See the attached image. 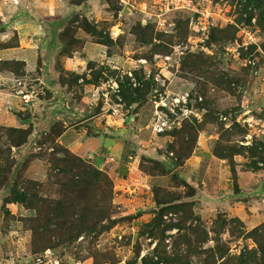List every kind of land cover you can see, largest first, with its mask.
Here are the masks:
<instances>
[{"label":"rangeland","instance_id":"obj_1","mask_svg":"<svg viewBox=\"0 0 264 264\" xmlns=\"http://www.w3.org/2000/svg\"><path fill=\"white\" fill-rule=\"evenodd\" d=\"M262 7L0 0V47L32 62L0 63V192L54 96L53 31L55 84L91 111L54 117L64 130L50 123L0 196V264L48 248L67 264H264Z\"/></svg>","mask_w":264,"mask_h":264},{"label":"water","instance_id":"obj_2","mask_svg":"<svg viewBox=\"0 0 264 264\" xmlns=\"http://www.w3.org/2000/svg\"><path fill=\"white\" fill-rule=\"evenodd\" d=\"M123 13L130 15V9L125 7ZM57 31H53L50 42L46 45L44 55L42 56V73L43 83L46 89L54 94L53 98L43 108V118L38 120L34 132L30 135L27 142L17 149L19 159L14 167L10 180L6 183L5 188L0 192V196L6 192L10 185L11 179L19 168L22 160L34 148L37 139L46 131L54 117H61L69 122L81 121L91 115L88 109L80 108L79 106L69 103V94L65 92L64 87L55 84L56 76L53 70V54L56 47Z\"/></svg>","mask_w":264,"mask_h":264},{"label":"built area","instance_id":"obj_3","mask_svg":"<svg viewBox=\"0 0 264 264\" xmlns=\"http://www.w3.org/2000/svg\"><path fill=\"white\" fill-rule=\"evenodd\" d=\"M22 103H28L30 101V94L25 93L22 89L19 90ZM178 100V99H177ZM179 101V100H178ZM31 264H67V260L62 254L55 249H45L37 254L32 260ZM72 264H82L79 261L72 260Z\"/></svg>","mask_w":264,"mask_h":264},{"label":"trees","instance_id":"obj_4","mask_svg":"<svg viewBox=\"0 0 264 264\" xmlns=\"http://www.w3.org/2000/svg\"><path fill=\"white\" fill-rule=\"evenodd\" d=\"M70 2L72 3V4H74V5H79L81 2H82V0H70ZM262 2H263V7H262V10H263V12H264V0H262ZM31 16H32V18L33 19H35V20H41V21H44L45 19H43V17L42 16H40L35 10H33V12L31 13ZM0 32L2 31V32H4V31H6V26L3 24V22H1V20H0ZM106 41H103L102 43H105ZM9 47H11V46H4V47H0V49H3V48H9ZM38 61H40V60H38ZM4 62H8L7 60H5V61H0V63H4ZM47 98H49V97H47ZM49 129H55L58 133H61L63 130H64V128H63V123H62V121L60 120V121H54V122H52V124L49 126ZM32 134V132L30 131L26 136H24L22 139H20V140H18L17 142H15V145L16 146H20V145H22V144H24L26 141H27V138H28V136H30ZM42 251V250H41ZM40 251V252H41Z\"/></svg>","mask_w":264,"mask_h":264},{"label":"crops","instance_id":"obj_5","mask_svg":"<svg viewBox=\"0 0 264 264\" xmlns=\"http://www.w3.org/2000/svg\"><path fill=\"white\" fill-rule=\"evenodd\" d=\"M3 21H4V23H8L6 20H3ZM10 27L17 29L20 26L18 24H15V26L11 25ZM6 29H8V27ZM21 42L22 41H20V44H21ZM13 58L26 62V65H27L26 67L28 69H31L28 67V64L32 63V62H30V58H29V61L26 60L25 55L18 52V47L0 49V61L11 60ZM3 79H10V77L4 72H0V81H2Z\"/></svg>","mask_w":264,"mask_h":264}]
</instances>
